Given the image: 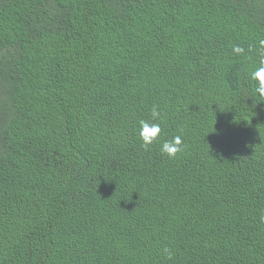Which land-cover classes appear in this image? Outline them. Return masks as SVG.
<instances>
[{"label":"trees","instance_id":"16d2710c","mask_svg":"<svg viewBox=\"0 0 264 264\" xmlns=\"http://www.w3.org/2000/svg\"><path fill=\"white\" fill-rule=\"evenodd\" d=\"M261 39L264 0H0V264H264Z\"/></svg>","mask_w":264,"mask_h":264},{"label":"clouds","instance_id":"9594fccd","mask_svg":"<svg viewBox=\"0 0 264 264\" xmlns=\"http://www.w3.org/2000/svg\"><path fill=\"white\" fill-rule=\"evenodd\" d=\"M232 52L235 55H243L245 49L240 45H233ZM249 81L253 85L254 96L264 100V39L258 42V57L255 66L249 73ZM150 119H139L136 135L141 142V147L147 149L154 143H159L161 156L169 159L175 158L177 154L184 151L185 145L183 134H177L169 139H162L163 122L161 111L157 105H153L150 112ZM164 252L171 256L170 251L165 248Z\"/></svg>","mask_w":264,"mask_h":264}]
</instances>
